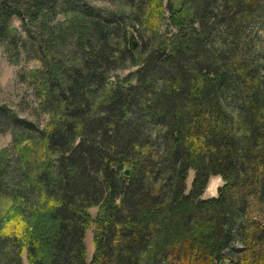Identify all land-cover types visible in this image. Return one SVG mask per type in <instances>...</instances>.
Masks as SVG:
<instances>
[{
  "label": "trees",
  "instance_id": "16d2710c",
  "mask_svg": "<svg viewBox=\"0 0 264 264\" xmlns=\"http://www.w3.org/2000/svg\"><path fill=\"white\" fill-rule=\"evenodd\" d=\"M92 1L0 0L47 118L0 106V264H264V0Z\"/></svg>",
  "mask_w": 264,
  "mask_h": 264
},
{
  "label": "rangeland",
  "instance_id": "374dc122",
  "mask_svg": "<svg viewBox=\"0 0 264 264\" xmlns=\"http://www.w3.org/2000/svg\"><path fill=\"white\" fill-rule=\"evenodd\" d=\"M21 1V0H17ZM92 3L94 6L106 8V5L92 0H84ZM174 5H178L180 0H165ZM108 6V5H107ZM59 21H62V17H59ZM11 27L17 31V37L21 40L26 39L25 29L21 21L17 18H13L11 21ZM164 29V26H162ZM18 59V60H17ZM17 61V62H16ZM38 65L35 60L29 58L22 46L17 45L12 50L6 44L0 42V106H6L10 110L14 111L20 118L29 119L42 127L47 123V118L39 114V101L34 97L31 88L28 87L26 82L21 78L23 73H30L37 69ZM127 73H120L125 75ZM12 143V136L10 133L0 134V158H3L4 153H8ZM194 177V173L189 172L187 179V192L191 189V183ZM222 181L219 178H213L210 180L203 199H211L216 197L217 189L222 186ZM91 216L95 219L97 210H90ZM93 232L92 227L86 233L85 247H86V259L91 261V257L94 252L93 248ZM23 264H28L26 256H23Z\"/></svg>",
  "mask_w": 264,
  "mask_h": 264
}]
</instances>
